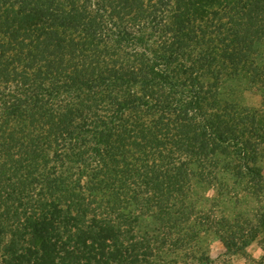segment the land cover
<instances>
[{"label": "trees", "instance_id": "trees-1", "mask_svg": "<svg viewBox=\"0 0 264 264\" xmlns=\"http://www.w3.org/2000/svg\"><path fill=\"white\" fill-rule=\"evenodd\" d=\"M242 72L260 109L222 93ZM263 147L264 0H0V264H228ZM204 181L257 221L199 211Z\"/></svg>", "mask_w": 264, "mask_h": 264}, {"label": "rangeland", "instance_id": "rangeland-1", "mask_svg": "<svg viewBox=\"0 0 264 264\" xmlns=\"http://www.w3.org/2000/svg\"><path fill=\"white\" fill-rule=\"evenodd\" d=\"M222 88V93L227 98L242 106L251 109L262 107L261 93L249 83L246 73L242 72L238 77L225 79ZM254 159L257 162L256 166L262 169L264 174V147ZM238 193L240 194L237 195ZM249 193L246 192L244 185L236 186L233 182L227 184L224 190H220L214 183L213 186H210L208 181H204L202 185L198 184L193 200L198 203L199 211L204 213L215 212V217L218 218L222 217L234 221L242 215L250 216L251 219L254 218V221H257L255 215L257 216L262 206L254 198L253 193H251L252 195ZM262 232L263 234L246 249L244 254L228 257L227 259L230 260L228 264H260L264 258V250L261 244L264 241V229ZM200 249L209 254L215 261L223 263L226 260L223 244L214 234H208L201 239ZM182 257L183 255H179L178 259L182 261Z\"/></svg>", "mask_w": 264, "mask_h": 264}]
</instances>
